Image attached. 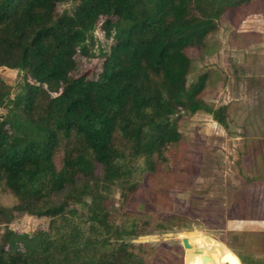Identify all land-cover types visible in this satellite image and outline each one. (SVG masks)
I'll return each instance as SVG.
<instances>
[{"label":"trees","instance_id":"16d2710c","mask_svg":"<svg viewBox=\"0 0 264 264\" xmlns=\"http://www.w3.org/2000/svg\"><path fill=\"white\" fill-rule=\"evenodd\" d=\"M250 14L264 16V0H0V67L23 74L11 97L0 77V222L47 219L29 234L7 231L0 264H182L178 243L148 259L154 237L136 238L145 224L164 234L146 210L169 207L201 173L185 118L205 112L224 128L233 120L230 103H207L219 77L190 75L189 50L213 51L222 22L229 46L264 44V31L237 28ZM77 57L100 60L95 79L77 71ZM260 116L239 126L242 180L225 188L226 219L244 226L223 230L225 218L212 217L241 264H264V228L249 225L264 216L248 190L264 192ZM245 154L260 163L246 168Z\"/></svg>","mask_w":264,"mask_h":264},{"label":"rangeland","instance_id":"374dc122","mask_svg":"<svg viewBox=\"0 0 264 264\" xmlns=\"http://www.w3.org/2000/svg\"><path fill=\"white\" fill-rule=\"evenodd\" d=\"M68 7L69 3L60 6L61 9ZM237 28L264 31V16L262 14H250L239 23ZM100 30L98 28L95 31L96 39L100 44H105ZM219 31L220 35H218ZM216 34L217 38L213 40L216 41V44L210 53H199L196 49L189 50V55L193 60L190 75H196L204 70L215 72L218 75L219 79L214 86L212 96L207 97L206 101L212 106L230 103L234 113L232 115L233 120H231L228 128H224L205 112L197 111L185 118L181 130L185 134L191 151L199 155L196 156V159L201 161V173L192 182V186H180L172 193L169 207L159 208L155 204H151L150 208L146 210V217L166 230L164 234L154 231V234H147L145 224V233L136 238L138 243H142L147 241L149 237H154L149 246L143 247L145 258L148 259L160 255L171 245L177 243L181 245L180 236H182L203 242L200 246V249L203 248L202 252L193 255L192 258L189 257L185 264L200 262L203 254L211 258L206 263L241 264L237 256L227 247L224 235L213 229L214 220L212 217L225 218L223 230L244 226L241 222L231 224L227 221L224 195L227 186L236 182L238 184L242 180L236 163L239 156L243 154L240 152L242 138L239 134H242V131L239 126L249 119L251 121L248 123H252L250 125L253 126L258 122L257 117L260 115H263L264 119V100L261 104V100L264 98V90L259 93L256 92L257 87H260L264 82V44L252 45L247 49L229 46L223 22L219 24ZM98 42L94 47L95 49L101 46ZM76 64L77 71L85 73L90 79L97 77L101 67L100 60L92 57H77ZM22 75V72L17 69L0 67V77L11 84L10 97L17 90V84ZM258 135V132L254 133L255 137ZM258 163H260L259 158H254L251 154L243 155V165L246 168L252 169ZM233 175H238V180ZM148 186V181L145 179L141 182L139 190L148 189ZM248 190L254 196L257 195L255 198L260 199L258 213L264 216L262 184L249 185ZM112 192V202L117 204L118 189L114 188ZM46 222L47 219L45 218H37L25 213L15 215L8 222H0V238H3L7 231L13 232L11 236L21 232L32 233L36 227L44 226ZM249 225H251L250 228L263 229L264 219L250 221ZM157 244H160L159 250L153 253L150 246ZM220 255H223L221 260L219 259ZM184 261L185 249L182 252V264Z\"/></svg>","mask_w":264,"mask_h":264},{"label":"water","instance_id":"95a60500","mask_svg":"<svg viewBox=\"0 0 264 264\" xmlns=\"http://www.w3.org/2000/svg\"><path fill=\"white\" fill-rule=\"evenodd\" d=\"M180 242H181L182 248L185 249V261H184V264L187 261V259H189V257L192 258L193 255H196L197 253H200L203 250V248L200 249L201 244H199V242L195 243L194 239H193V242H191L186 237H181L180 238ZM191 243H193V244H191ZM159 246H160V244L151 245L150 246L152 248L153 253L158 252ZM210 260H211V258L208 255L203 254L202 257H201V261L198 262V263H195V264H210V263H206V261H210Z\"/></svg>","mask_w":264,"mask_h":264},{"label":"crops","instance_id":"0c3cea01","mask_svg":"<svg viewBox=\"0 0 264 264\" xmlns=\"http://www.w3.org/2000/svg\"><path fill=\"white\" fill-rule=\"evenodd\" d=\"M238 258V257H237Z\"/></svg>","mask_w":264,"mask_h":264}]
</instances>
